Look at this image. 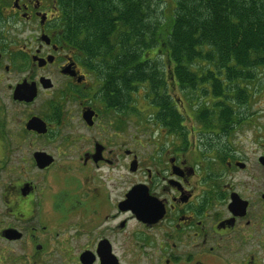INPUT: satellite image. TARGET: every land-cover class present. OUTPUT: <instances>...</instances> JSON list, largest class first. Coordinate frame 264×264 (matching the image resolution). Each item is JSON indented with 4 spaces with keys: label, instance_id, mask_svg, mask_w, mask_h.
<instances>
[{
    "label": "flooded vegetation",
    "instance_id": "1",
    "mask_svg": "<svg viewBox=\"0 0 264 264\" xmlns=\"http://www.w3.org/2000/svg\"><path fill=\"white\" fill-rule=\"evenodd\" d=\"M57 8L0 0V264H264V95L127 83Z\"/></svg>",
    "mask_w": 264,
    "mask_h": 264
},
{
    "label": "trees",
    "instance_id": "2",
    "mask_svg": "<svg viewBox=\"0 0 264 264\" xmlns=\"http://www.w3.org/2000/svg\"><path fill=\"white\" fill-rule=\"evenodd\" d=\"M54 1L71 41L123 47L117 61L127 69V83L141 75L132 69L139 55L144 65L172 61L183 86L212 84L214 94H228L225 119L235 97L247 95L241 85L264 67V0Z\"/></svg>",
    "mask_w": 264,
    "mask_h": 264
},
{
    "label": "rangeland",
    "instance_id": "3",
    "mask_svg": "<svg viewBox=\"0 0 264 264\" xmlns=\"http://www.w3.org/2000/svg\"><path fill=\"white\" fill-rule=\"evenodd\" d=\"M158 64H161V65H166V62H158ZM203 89H206L208 92L210 93H213V91H211L209 89L208 86H201ZM242 89H246L249 93H250V96H253V98H256V96L258 94H261V95H264V67H260L259 70L256 72V77L254 78L253 81L251 82H246V83H243L241 85V90ZM177 94L181 95L180 92H177ZM176 94V95H177ZM238 93H235V94H232V95H236ZM228 95V94H226ZM193 96V95H191ZM253 102L256 103V100H253ZM252 102V105L254 104ZM235 109H241L240 106H238V104L234 105ZM185 123H189V120H186Z\"/></svg>",
    "mask_w": 264,
    "mask_h": 264
},
{
    "label": "water",
    "instance_id": "4",
    "mask_svg": "<svg viewBox=\"0 0 264 264\" xmlns=\"http://www.w3.org/2000/svg\"><path fill=\"white\" fill-rule=\"evenodd\" d=\"M44 131H45V130H43V131L40 130V132H44Z\"/></svg>",
    "mask_w": 264,
    "mask_h": 264
}]
</instances>
